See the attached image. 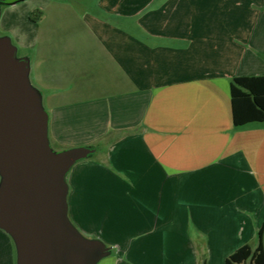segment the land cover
I'll use <instances>...</instances> for the list:
<instances>
[{
    "label": "crops",
    "instance_id": "1",
    "mask_svg": "<svg viewBox=\"0 0 264 264\" xmlns=\"http://www.w3.org/2000/svg\"><path fill=\"white\" fill-rule=\"evenodd\" d=\"M36 6L22 58L51 147L93 149L68 172L67 201L109 249L97 264H227L261 230L264 245V121L235 126L231 93L264 75V0ZM0 264H18L1 227Z\"/></svg>",
    "mask_w": 264,
    "mask_h": 264
},
{
    "label": "water",
    "instance_id": "2",
    "mask_svg": "<svg viewBox=\"0 0 264 264\" xmlns=\"http://www.w3.org/2000/svg\"><path fill=\"white\" fill-rule=\"evenodd\" d=\"M11 1L0 0V16L1 2ZM92 152L53 151L29 60L0 38V227L17 242L18 264H97L108 254L105 243L83 236L68 216L66 176Z\"/></svg>",
    "mask_w": 264,
    "mask_h": 264
},
{
    "label": "trees",
    "instance_id": "3",
    "mask_svg": "<svg viewBox=\"0 0 264 264\" xmlns=\"http://www.w3.org/2000/svg\"><path fill=\"white\" fill-rule=\"evenodd\" d=\"M231 93L235 126L264 121V75L234 78ZM259 238L256 248L243 245L227 258V264H264L262 230Z\"/></svg>",
    "mask_w": 264,
    "mask_h": 264
},
{
    "label": "rangeland",
    "instance_id": "4",
    "mask_svg": "<svg viewBox=\"0 0 264 264\" xmlns=\"http://www.w3.org/2000/svg\"><path fill=\"white\" fill-rule=\"evenodd\" d=\"M6 3L1 2L0 38H9L12 45H14L17 50V57L22 58L25 57L26 51L24 46H20V44L25 42L26 37L29 36L31 32H37L40 23L42 22L41 15L43 10L40 8V6H36L42 5V0H30L28 3L27 1H24L23 3L17 5L16 8L10 9L8 11L6 9ZM52 149L55 153L61 152V150H58L57 148L53 147ZM92 154L83 159L92 157ZM71 223L73 224L72 221Z\"/></svg>",
    "mask_w": 264,
    "mask_h": 264
}]
</instances>
